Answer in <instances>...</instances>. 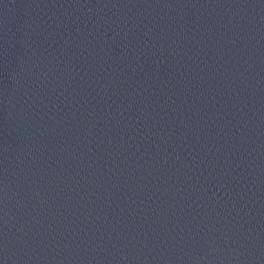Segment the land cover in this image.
Returning a JSON list of instances; mask_svg holds the SVG:
<instances>
[{
  "label": "water",
  "instance_id": "95a60500",
  "mask_svg": "<svg viewBox=\"0 0 264 264\" xmlns=\"http://www.w3.org/2000/svg\"><path fill=\"white\" fill-rule=\"evenodd\" d=\"M0 264H264V0H0Z\"/></svg>",
  "mask_w": 264,
  "mask_h": 264
}]
</instances>
